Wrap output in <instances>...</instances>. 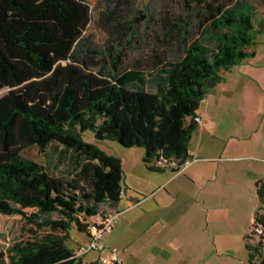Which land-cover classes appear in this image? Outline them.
<instances>
[{"label":"trees","instance_id":"obj_1","mask_svg":"<svg viewBox=\"0 0 264 264\" xmlns=\"http://www.w3.org/2000/svg\"><path fill=\"white\" fill-rule=\"evenodd\" d=\"M137 3L100 1L107 39L98 44L86 35L87 0H0V91L8 90L0 97V214L22 216L32 235L10 249L9 264H85L67 245L71 230L88 234L94 218L114 210L124 169L84 133L143 148L150 171L181 167L202 102L224 73L255 56L264 29L249 0ZM54 144L69 173L23 155ZM263 185L254 232L262 230L264 248Z\"/></svg>","mask_w":264,"mask_h":264},{"label":"rangeland","instance_id":"obj_2","mask_svg":"<svg viewBox=\"0 0 264 264\" xmlns=\"http://www.w3.org/2000/svg\"><path fill=\"white\" fill-rule=\"evenodd\" d=\"M87 1L92 8V20L86 35L91 36L96 43L104 44L107 34L98 23L101 9H97L101 0ZM151 1L138 0L137 5L145 10ZM249 1L258 9L257 25H259V20L264 21V0ZM142 23L143 21H139L138 25ZM251 50L255 52V56L247 58L231 72L224 73L223 81L209 94V96H224L222 105L218 108L219 121L224 124L223 132L217 136L220 140L218 145L221 148L228 145V152L231 151L233 154L223 156V161L220 162V172L214 174L215 181L210 183L209 190L205 189L203 192L205 196L208 191L210 197L208 208L202 211L200 223L197 222L195 213H192L190 217L194 221L192 227L186 230L188 239L193 242L190 252L199 253V256L194 257L192 264H199L202 259L206 264H262L263 261L264 248L261 245V236L254 232L255 217L262 206L254 174H263L264 164L255 160L231 161L228 159L235 155H245L241 153L242 151H246V154L251 157L259 156L262 150L264 152V29L256 34L255 45ZM7 91H0V97ZM206 107V103L202 104L200 113H203ZM237 129L240 134L232 139L233 135H230V132ZM83 137L85 141L98 145L110 155L127 158L130 153V157H133L132 148H126L116 141H99L90 130L85 132ZM242 139L244 140L240 141ZM62 150L61 146L54 144L46 153H41L37 147H34L24 151L23 155L43 164L52 172L69 173L72 170V164L69 158L62 155ZM141 168L145 170L144 165ZM151 174L153 177L161 178L164 175L170 176L172 172L167 169L164 173L151 171ZM261 184L264 183L261 182ZM199 193L196 192L192 199L189 198L188 203L192 206L202 204L201 199L203 198L197 197ZM145 196L151 199L154 195ZM186 201L187 198L183 195L177 199L175 204L182 205ZM94 220L93 223L100 221L99 218H94ZM120 228L116 225L113 233L105 235L102 242L104 247L113 249L128 246L130 251L127 252L128 264H151L147 257L149 249L153 246L149 243L151 232H145L142 236L141 230L127 232ZM159 228L161 227L158 226ZM29 229L30 227L26 225L22 216L0 214V256H3L2 260L6 264H9L10 249L15 244L32 239ZM153 229L156 231V228ZM176 231L181 234L183 229ZM132 239H139L134 246L130 244ZM89 241L86 233L73 228L67 245L76 252L79 244L87 245ZM204 255H208L207 258L203 257ZM99 257L98 251H91L82 256L85 264L98 261Z\"/></svg>","mask_w":264,"mask_h":264},{"label":"crops","instance_id":"obj_3","mask_svg":"<svg viewBox=\"0 0 264 264\" xmlns=\"http://www.w3.org/2000/svg\"><path fill=\"white\" fill-rule=\"evenodd\" d=\"M223 98L224 96L208 95L202 102V104L206 103L207 107L203 110V113H200V110L198 112L200 125L191 141V164L185 171L174 173L169 167L172 172L170 176L153 177L145 163L146 153L143 148H132L133 157H130V153L127 158L121 157L125 179L121 201L114 208V211L120 214L115 227L118 225L121 227L120 229L127 232L141 230L142 236L145 232H151L149 243H152L153 246L149 249L147 255L151 264H192L194 257L199 256V253L193 254L190 252L193 242L188 239L189 237L186 234V230L191 228L194 223L190 217L192 213H195V218L200 223L202 211L208 208V198L210 197L208 191L205 196H203V192L205 189L209 190L210 183L215 181L214 174L220 172V162L223 161V156L233 154L231 151L228 152V145L224 148L218 145L220 140L217 136H220L218 134H221L224 130L222 128L224 124L219 121L220 114L218 113ZM231 134L233 135L232 139H235L240 133L237 129L231 131ZM241 153L245 155H235L228 159L231 161L255 160L264 164L263 150L256 157H251L246 154V151ZM142 165H144L146 172L141 168ZM167 169L165 168L162 173L166 172ZM254 181L257 190H259L262 186L261 182L264 183V173H255ZM196 192H200L197 195L198 198H203L201 199L202 204H200L202 207L200 205L192 206L188 203V199H192ZM147 194L154 195L151 198L152 200L145 196ZM183 195L187 198V201L182 205H176L177 199ZM96 218H99L100 221L102 219L101 216ZM158 226L161 228L158 229ZM153 228H156V231ZM178 229H183L181 234L177 233L176 230ZM138 240L132 239V242L130 241L131 246L137 244ZM119 249L121 250L123 264H128V246ZM207 256L204 255L203 257L207 258ZM199 264H206V262L202 259Z\"/></svg>","mask_w":264,"mask_h":264},{"label":"built area","instance_id":"obj_4","mask_svg":"<svg viewBox=\"0 0 264 264\" xmlns=\"http://www.w3.org/2000/svg\"><path fill=\"white\" fill-rule=\"evenodd\" d=\"M197 121L200 122L199 117L197 118ZM190 164L191 162L189 160L181 167H178L175 162L168 163L167 166L171 169L178 170V172H183L190 166ZM155 165L159 167L161 165L165 166L166 164L163 162H157ZM119 215L120 214L117 211H109L102 217L101 221L90 224L88 228L90 241L87 245H80L78 251H76V255L82 257L91 251H98L100 254V264H123L121 251L118 248L107 249L102 243L105 235L113 232L115 224L119 220ZM256 231L262 233L261 229H257Z\"/></svg>","mask_w":264,"mask_h":264}]
</instances>
